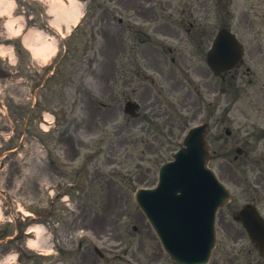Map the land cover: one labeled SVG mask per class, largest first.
Masks as SVG:
<instances>
[{"label":"rangeland","instance_id":"1","mask_svg":"<svg viewBox=\"0 0 264 264\" xmlns=\"http://www.w3.org/2000/svg\"><path fill=\"white\" fill-rule=\"evenodd\" d=\"M16 1L11 14L0 18V236L7 241L0 244V261L5 263L12 253L17 254L12 264H114L121 254L156 257L159 241L142 220L132 188L157 181L160 164L180 146V119L173 117L168 124L177 136L169 134L167 126L165 137L150 138L156 142L151 151L147 132L124 114V99L141 79L136 77L129 87L123 71L140 65L158 77L143 65L156 68V49L147 43L141 57L140 42L173 45L172 38L153 30L158 12L167 28L166 20L175 16L173 5L165 0L155 5L149 0H74L85 16L72 36L61 38L48 26L58 19L51 10L56 0ZM257 5L258 14L252 18L264 53V0H257ZM139 29L147 31L149 39L141 37ZM29 38L38 48L32 54L25 48ZM20 40L23 48L18 51L14 43ZM131 50L137 55L133 60L128 56ZM167 61L171 62L170 54ZM116 113L117 123L109 122ZM45 116L51 122L45 127L49 133L41 128ZM102 139L101 155L89 159ZM108 179L118 184L119 199L108 197L102 185L98 191L100 185L93 187ZM70 183L75 189L67 186ZM83 183H89L84 195ZM49 191L59 194L51 197ZM114 192L118 193L115 188ZM96 195L98 202L91 197ZM113 212L129 215L143 230L134 231L128 222L118 229L106 227ZM37 224L45 229L28 235L29 227ZM29 238L44 246L29 248ZM141 239L144 250L143 243L138 245ZM94 245L106 258L95 253Z\"/></svg>","mask_w":264,"mask_h":264},{"label":"flooded vegetation","instance_id":"2","mask_svg":"<svg viewBox=\"0 0 264 264\" xmlns=\"http://www.w3.org/2000/svg\"><path fill=\"white\" fill-rule=\"evenodd\" d=\"M193 25V24H192ZM208 25H206L207 27ZM197 29H198V25H197ZM203 31H206L207 28H203ZM213 30L214 28L212 27V31H206L205 34L203 35L204 37H207L208 35H212L213 34ZM197 36H195L196 38ZM202 45L200 44L199 40L196 38L195 39V49L193 51V56L195 57H200L202 55V50H201ZM193 73L195 75H200L203 73L201 66L195 62L194 66H193ZM226 74L222 76V79L225 80L226 79ZM221 79V77H220ZM207 85H210L212 87V89H217L220 85V82H215V84H213L212 81L208 82L207 81ZM229 120L227 119H223L222 123H218L217 124V128H218V132L221 130V127L224 125H229ZM227 123V124H226ZM242 128L245 130H241L239 129L238 132H235L234 135L233 131H231L229 128L225 127V131L227 134L231 135V136H243L246 135L247 136V140L243 142V149L240 150V156L236 157L235 160L236 162H230V161H222L220 162V169L219 172L221 174L222 177H224L227 180V183H229L230 185H232L233 187L236 186L238 191H243L246 192V197H240L237 198L236 200H233L235 203L232 207H229L225 213L221 214V224L223 225V227L229 231V229L231 227H229L228 222L226 220V217L228 215H234L237 214L238 210L240 207H242L243 205H245L246 203H248L249 201H259L260 200V194L253 196V191L256 190V186L261 183L262 181H264V167L262 168V170L259 169L260 166V160H258L257 156H250V154L254 153L256 154V149H257V140H250L249 139V125L242 123L241 124ZM253 130H255V126L253 127ZM254 133V131H252ZM243 133V134H242ZM235 142H240L241 140L239 139V137H236V139L234 140ZM223 150V149H221ZM218 150V151H221ZM217 151V150H216ZM226 152H228V150H226ZM247 176V178H246ZM248 187L249 189L252 190V192L249 193V189H246L245 187ZM240 202H243L240 206ZM238 206V208H237ZM248 255H250V252L248 253ZM228 260V263H235V260L232 259H225ZM225 260H216L215 262H213L212 264H220L222 262H224ZM239 260V259H237ZM243 260V264H247L251 262V258H246V259H242ZM165 264V263H163ZM224 264V263H223Z\"/></svg>","mask_w":264,"mask_h":264},{"label":"water","instance_id":"3","mask_svg":"<svg viewBox=\"0 0 264 264\" xmlns=\"http://www.w3.org/2000/svg\"><path fill=\"white\" fill-rule=\"evenodd\" d=\"M195 152L198 153V150L196 149L195 151L194 150L190 151L186 157H183L181 159V165L178 167L180 173H183L184 171H190L193 169L192 167L195 166V161L193 160V158L195 157L190 158V156H196ZM200 154L201 156H204L205 150L201 151ZM168 174L169 173L166 172L165 176H167ZM154 220L158 223L162 234L166 238L174 237L180 242L175 250L177 253L188 252L203 228V224L197 222H186L183 220L182 221L176 220L172 224H165L164 221H162V219L158 217H154ZM168 248L172 252V255L177 257L176 252L173 251L169 246Z\"/></svg>","mask_w":264,"mask_h":264},{"label":"bare ground","instance_id":"4","mask_svg":"<svg viewBox=\"0 0 264 264\" xmlns=\"http://www.w3.org/2000/svg\"><path fill=\"white\" fill-rule=\"evenodd\" d=\"M13 6L12 2H7L4 0H0V11L5 10V11H11V8ZM52 10L55 12L58 16L57 22H62L66 21L67 23L68 20L76 21L79 19L81 15V8L78 5L77 2L74 0H70V4H67L64 2V0H56L52 4ZM50 44H53V42H49ZM48 46V45H47ZM45 228L42 225H35L32 226L29 230V232H36V233H41ZM44 246L42 245V242L36 238H29V246L31 247H37V246ZM3 264V263H2Z\"/></svg>","mask_w":264,"mask_h":264}]
</instances>
